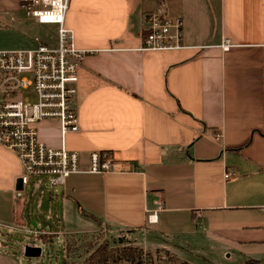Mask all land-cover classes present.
Wrapping results in <instances>:
<instances>
[{"label":"crops","instance_id":"obj_1","mask_svg":"<svg viewBox=\"0 0 264 264\" xmlns=\"http://www.w3.org/2000/svg\"><path fill=\"white\" fill-rule=\"evenodd\" d=\"M166 4L186 46L154 51L140 45L159 0H69L76 45L95 51L79 69L80 130L66 144L83 169L101 150L118 170L24 183L18 154L0 143V227L36 240L57 223L66 234L106 225L194 264L264 262V0ZM37 129L61 145L58 119Z\"/></svg>","mask_w":264,"mask_h":264},{"label":"built area","instance_id":"obj_2","mask_svg":"<svg viewBox=\"0 0 264 264\" xmlns=\"http://www.w3.org/2000/svg\"><path fill=\"white\" fill-rule=\"evenodd\" d=\"M27 15L38 24L53 25L56 41L35 36L36 44L21 48H0V143L15 150L22 166V181L28 183L33 176L47 178L51 187L65 183L72 173L80 171L105 172L117 169L110 151L92 150L87 169L81 167L79 150L69 149L66 134L79 131L76 107L79 69L87 54L95 49L76 45L73 29L66 15L69 0H19ZM149 30L140 49L172 50L183 48V18L169 14L166 0L148 15ZM228 49L230 39L222 42ZM34 94L35 100L26 99ZM48 118L60 121L62 143L50 146L38 136L37 124ZM222 137L217 131L215 138ZM235 172L228 170L225 177ZM148 213L150 223L158 221V210Z\"/></svg>","mask_w":264,"mask_h":264},{"label":"rangeland","instance_id":"obj_3","mask_svg":"<svg viewBox=\"0 0 264 264\" xmlns=\"http://www.w3.org/2000/svg\"><path fill=\"white\" fill-rule=\"evenodd\" d=\"M36 35L54 43L56 28L53 25L36 23L21 7L19 0H0V48L34 46ZM26 99L35 100V95L27 94ZM33 222L30 220V226H34ZM54 228L57 232L49 236H37L35 240V234L0 227L2 230L0 231V264H83L85 259L99 247L108 249V264H169L171 262L170 253L173 252L163 247L142 246L140 237L134 236L131 230L112 231L103 225L93 231L66 234L59 223L54 224ZM28 242H36L42 249L41 255L26 257L23 244ZM65 246H69V249L65 250ZM122 248L140 251L141 255L133 260L126 259L117 252V249ZM222 264L241 263L223 261ZM250 264H264V262Z\"/></svg>","mask_w":264,"mask_h":264},{"label":"trees","instance_id":"obj_4","mask_svg":"<svg viewBox=\"0 0 264 264\" xmlns=\"http://www.w3.org/2000/svg\"><path fill=\"white\" fill-rule=\"evenodd\" d=\"M96 219L95 217H92ZM66 245V244H65ZM69 246H65V250H68ZM118 254L123 255L126 259L133 260L134 258L141 255V252L137 250H132L130 248H122L117 249ZM108 249L106 247H99L96 250H94L83 262V264H108ZM170 263L169 264H194L190 261H187L185 259H181L177 255L170 253ZM29 257V256H26ZM65 261V259H64Z\"/></svg>","mask_w":264,"mask_h":264},{"label":"water","instance_id":"obj_5","mask_svg":"<svg viewBox=\"0 0 264 264\" xmlns=\"http://www.w3.org/2000/svg\"><path fill=\"white\" fill-rule=\"evenodd\" d=\"M24 246V254L25 256H39L42 253V249L38 244L34 243H25Z\"/></svg>","mask_w":264,"mask_h":264}]
</instances>
